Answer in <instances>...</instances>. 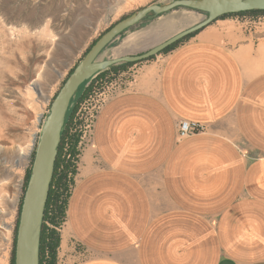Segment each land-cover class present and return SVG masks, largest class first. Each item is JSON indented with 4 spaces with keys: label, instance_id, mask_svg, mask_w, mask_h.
<instances>
[{
    "label": "crops",
    "instance_id": "1",
    "mask_svg": "<svg viewBox=\"0 0 264 264\" xmlns=\"http://www.w3.org/2000/svg\"><path fill=\"white\" fill-rule=\"evenodd\" d=\"M58 264H264V15L216 19L105 98Z\"/></svg>",
    "mask_w": 264,
    "mask_h": 264
},
{
    "label": "rangeland",
    "instance_id": "2",
    "mask_svg": "<svg viewBox=\"0 0 264 264\" xmlns=\"http://www.w3.org/2000/svg\"><path fill=\"white\" fill-rule=\"evenodd\" d=\"M170 1L0 0V264H12L19 205L26 170L34 157V141L70 70L90 44L123 16L148 4ZM204 16L179 7L139 22L109 44L100 58L143 53ZM257 17L238 18L251 21ZM170 20L176 21L175 26L163 28ZM164 56L160 53L124 68L109 69L99 83L94 82L82 110L87 136L105 98L123 86L141 64ZM111 83L113 87H107Z\"/></svg>",
    "mask_w": 264,
    "mask_h": 264
},
{
    "label": "water",
    "instance_id": "3",
    "mask_svg": "<svg viewBox=\"0 0 264 264\" xmlns=\"http://www.w3.org/2000/svg\"><path fill=\"white\" fill-rule=\"evenodd\" d=\"M179 7L203 12L205 16L143 53L126 54L111 59L100 58L108 45L121 33L137 25L151 12L162 15ZM252 9H264V0H172L164 4L152 3L119 19L96 40L55 95L49 113L42 120L41 132L34 141L35 153L19 214L15 264H40L42 223L54 175L58 146L72 98L80 85L113 64L157 55L169 45L204 28L224 14Z\"/></svg>",
    "mask_w": 264,
    "mask_h": 264
},
{
    "label": "trees",
    "instance_id": "4",
    "mask_svg": "<svg viewBox=\"0 0 264 264\" xmlns=\"http://www.w3.org/2000/svg\"><path fill=\"white\" fill-rule=\"evenodd\" d=\"M255 15H257V16L264 15V9H252V10H244V11H239V12L227 13V14L222 15L219 18L245 17V16H255ZM125 16H127V15H125ZM125 16H123V17H125ZM158 16H160V15H157L154 12H151L141 22H146L147 20L156 18ZM110 27H108L106 30H108ZM129 29H127V30H129ZM200 30L201 29H199L193 33H190L189 35L183 37L182 39L174 42L173 44L169 45L168 47L163 49L158 54L168 53V52L172 51L179 44H181L182 42L190 39L195 34H197ZM126 31L121 33L120 36L123 35ZM97 39H95L90 44V46L84 52V55L89 50V48L96 42ZM154 57H155V55H152V56L147 57L145 59H151ZM141 60H144V59H141ZM138 61H140V60L126 61V62L121 63V64H113V65L109 66L107 69L98 72L97 76L92 80L91 84L89 86H86L88 81H85L83 84L80 85L78 91L76 92V94L72 98L70 108L67 112L65 125L62 129V137H61V140H60V143L58 146V155H57V159H56V163H55L54 175H53V178L51 181L49 196H48V200L46 203L45 214H44V219H43V223H42L41 243H40V264H58V251H59V247L61 244V228L67 219V210H68V205H69V198L71 195L72 187H73L74 182H75V175L77 174V170H78V161H79V154H80L78 144L80 141L81 132L79 131V128H78L79 122L74 124L73 118H74L75 112L78 109L79 103L82 102L84 100V98L87 96L88 92L90 90H92L94 82L103 78L104 73L107 72V70L124 68L125 66L132 65ZM75 66L70 70L69 74L73 71ZM69 74L67 75V77L69 76ZM67 77H66V79H67ZM65 80H64V82H65ZM71 126L74 127V130L71 133H69V129ZM67 135L69 136V142H70V156L62 158V154H61L62 145H63V142H64L65 137ZM31 164H32V162H31ZM30 172H31V167H28L26 170V174H25L23 191H25V188L27 186L28 179L30 176ZM23 195H24V193H23ZM23 195H22L21 200H20L17 225H16V229H15L12 264H15L16 234H17V227H18V223H19V214H20L21 204L23 201Z\"/></svg>",
    "mask_w": 264,
    "mask_h": 264
},
{
    "label": "built area",
    "instance_id": "5",
    "mask_svg": "<svg viewBox=\"0 0 264 264\" xmlns=\"http://www.w3.org/2000/svg\"><path fill=\"white\" fill-rule=\"evenodd\" d=\"M97 74L94 75L91 79L88 80L86 86H89L91 84L92 80L97 76ZM100 80H102V79H100ZM128 80L129 79L125 80V82L128 81ZM125 82H124V84H125ZM95 83H99V80H97ZM107 87H113V83H111V86L109 85ZM85 101H86V97L84 98V100L82 102L79 103L78 109L75 112V115H74V118H73L74 124L79 122L78 128H79L80 132L82 131L81 132V136H80V141H79V144H78V148H79L80 151H81L83 138H85L87 136V129H86V125L87 124L86 125H85V123L83 124V121L85 120V117H84V115L82 113L83 105H84ZM96 115H95V118H96ZM201 128H202V126L199 123H197V122L189 121V120H182L180 122V125H179V134H180V136H187V135H190V134H193V133H196V132L200 131ZM73 130H74V127L71 126L70 129H69V133H71ZM61 154H62V158L70 156V142H69V136L68 135L65 137V140L63 142Z\"/></svg>",
    "mask_w": 264,
    "mask_h": 264
},
{
    "label": "bare ground",
    "instance_id": "6",
    "mask_svg": "<svg viewBox=\"0 0 264 264\" xmlns=\"http://www.w3.org/2000/svg\"><path fill=\"white\" fill-rule=\"evenodd\" d=\"M168 21V20H167ZM171 21V20H170ZM166 23V22H165ZM175 24H176V21H171V22H168V23H166L165 25H164V27L163 28H165V29H169V28H171V27H174L175 26Z\"/></svg>",
    "mask_w": 264,
    "mask_h": 264
}]
</instances>
